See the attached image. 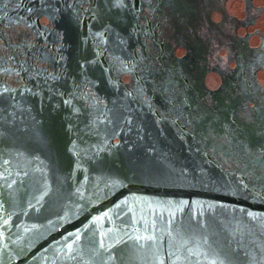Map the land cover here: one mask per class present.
I'll return each instance as SVG.
<instances>
[{"label": "flooded vegetation", "instance_id": "1", "mask_svg": "<svg viewBox=\"0 0 264 264\" xmlns=\"http://www.w3.org/2000/svg\"><path fill=\"white\" fill-rule=\"evenodd\" d=\"M123 102L264 199V0H0V120L58 104L114 136Z\"/></svg>", "mask_w": 264, "mask_h": 264}, {"label": "water", "instance_id": "2", "mask_svg": "<svg viewBox=\"0 0 264 264\" xmlns=\"http://www.w3.org/2000/svg\"><path fill=\"white\" fill-rule=\"evenodd\" d=\"M49 108L35 132L32 106L1 114L0 264H264V199L158 150L139 107L119 106L118 142Z\"/></svg>", "mask_w": 264, "mask_h": 264}]
</instances>
